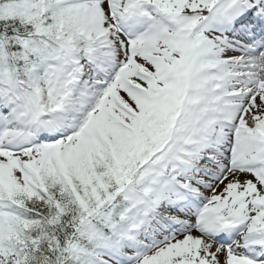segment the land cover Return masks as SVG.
<instances>
[{
	"label": "snow or ice",
	"instance_id": "6c2138e0",
	"mask_svg": "<svg viewBox=\"0 0 264 264\" xmlns=\"http://www.w3.org/2000/svg\"><path fill=\"white\" fill-rule=\"evenodd\" d=\"M0 264H264V0H0Z\"/></svg>",
	"mask_w": 264,
	"mask_h": 264
}]
</instances>
